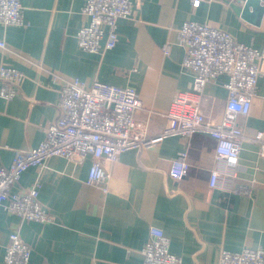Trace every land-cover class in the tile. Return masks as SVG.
Masks as SVG:
<instances>
[{"label": "crops", "instance_id": "0c3cea01", "mask_svg": "<svg viewBox=\"0 0 264 264\" xmlns=\"http://www.w3.org/2000/svg\"><path fill=\"white\" fill-rule=\"evenodd\" d=\"M131 1L132 16L118 22L117 46L99 54L78 46L85 0H21L26 26L0 25L6 45L0 66L25 76L20 95L0 97V167L10 166L16 151L43 143L59 115L60 88L75 79L86 87L100 82L136 90L143 104L136 121L149 137L164 132L180 95L199 101L206 122L221 123L228 76L196 94L193 75L182 66L178 30L185 22L207 24L264 53V13L245 12L243 0H204L198 8L190 0ZM167 44L169 55L163 50ZM259 69L251 112L239 121L245 139L235 179L221 178L210 188L212 170L227 169L217 166L216 141L204 134L168 137L153 148L124 152L116 163L105 164L111 174L107 192L87 185L91 157L83 163L51 157L44 168L24 172L12 193L39 182V200L55 223L23 222L2 210L0 264L14 231L32 250L30 264H143L141 250L152 227L165 232L171 253L185 264H218L221 250L264 249V157L253 141L264 132V61ZM182 152L190 168L177 181L169 172ZM239 184L251 187V196L236 195Z\"/></svg>", "mask_w": 264, "mask_h": 264}, {"label": "built area", "instance_id": "2783aa9c", "mask_svg": "<svg viewBox=\"0 0 264 264\" xmlns=\"http://www.w3.org/2000/svg\"><path fill=\"white\" fill-rule=\"evenodd\" d=\"M204 0H190L198 8ZM131 0H85L82 10L86 21L77 33L80 49L92 54L112 50L118 43V22L129 19L133 13ZM0 25L25 27L21 0H0ZM104 41V43H103ZM177 44L184 49L182 66L193 75V90L202 94L206 86L222 76H228L225 87L228 100L223 120L218 126L205 121L199 101L176 98L166 115V129L161 135L149 137L146 128L136 121L142 102L133 88L95 82L86 87L79 80L61 86L59 115L48 126L43 143L29 151H16L10 166L0 167V212L15 215L21 221L54 224L55 218L39 200L41 186L36 182L20 193L12 189L24 172L31 167L44 168L46 160L62 157L83 163L92 158L87 185L99 184L107 192L111 179L105 164L116 163L120 156L133 149H149L163 139L179 136L191 139L197 134L208 135L216 141L217 166L210 174L209 186L216 188L221 178L237 177L242 144L245 139L240 119L249 116L258 91L261 75L259 64L264 53L252 46L237 42L227 32L197 22H185L177 33ZM0 48L5 49L4 42ZM170 54V45L163 48ZM24 73L11 66H0L2 88L0 97L12 100L21 94ZM253 141L264 157V132H258ZM186 152L171 163L170 177L180 181L189 172ZM248 185H238L234 193L251 196ZM143 264H185L170 251V238L162 229L152 227L148 242L141 250ZM32 250L18 231L10 235L4 254V264H30ZM218 264H264V249L244 248L239 252L221 250Z\"/></svg>", "mask_w": 264, "mask_h": 264}, {"label": "water", "instance_id": "95a60500", "mask_svg": "<svg viewBox=\"0 0 264 264\" xmlns=\"http://www.w3.org/2000/svg\"><path fill=\"white\" fill-rule=\"evenodd\" d=\"M246 2L245 12H248L250 8H252L256 14L264 13V0H243Z\"/></svg>", "mask_w": 264, "mask_h": 264}]
</instances>
